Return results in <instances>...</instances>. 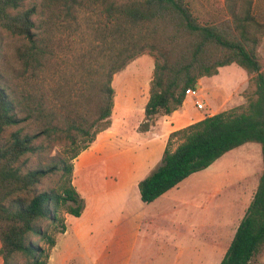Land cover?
<instances>
[{
	"label": "trees",
	"instance_id": "trees-1",
	"mask_svg": "<svg viewBox=\"0 0 264 264\" xmlns=\"http://www.w3.org/2000/svg\"><path fill=\"white\" fill-rule=\"evenodd\" d=\"M224 1L231 25L200 22L187 0H0V48L3 31L22 39L13 50L16 80L36 82L51 70L53 59L63 53V38L85 31L91 37L74 67L61 72L51 104L43 94L0 80V135L16 127L0 145L2 264H19L18 254L30 264H47L55 243L49 227L64 232L61 210L81 214L84 203L72 184V160L110 125L113 75L143 53L154 56V67L138 126L142 134L156 118L180 107L185 90L194 89L200 78L232 63L248 75L246 103L171 132L159 164L138 182V190L143 202H152L226 152L258 144L257 185L218 263L255 264L264 249V64L257 53L264 22L251 14V0ZM54 141H65L66 156L22 170L24 156L41 157ZM51 175L55 186L37 190Z\"/></svg>",
	"mask_w": 264,
	"mask_h": 264
},
{
	"label": "crops",
	"instance_id": "crops-1",
	"mask_svg": "<svg viewBox=\"0 0 264 264\" xmlns=\"http://www.w3.org/2000/svg\"><path fill=\"white\" fill-rule=\"evenodd\" d=\"M132 66L140 70L150 68L145 87L141 89L144 94L143 96L142 94L137 95V86H132V80L125 78L120 80L126 83L123 82L125 83L123 88H118L117 92L112 80L114 97L110 125L97 133L90 145L73 159L74 165L72 163V184L83 199V210L79 216L69 214L66 218L65 230L55 237V243L49 250L47 264H133L136 246L141 238L143 228L152 230L158 224V220L167 223L168 219L169 222H176L177 225L182 223L183 225L184 220L187 219V222H191L194 217L189 214L194 206L190 202H183V195L188 192L190 196L196 197L200 192L202 193L204 187L202 178L197 183L199 186L180 188L178 185L195 172L149 203L141 200L138 182L159 164L171 132L200 120L206 115L216 113L210 112L201 115L200 109L196 107V102L201 103V101L193 98H198L204 93L205 82L203 79L205 77L198 81L202 86L201 89L198 88V83L195 84V95H186L180 107L168 115L156 118L155 124L151 125L145 134H142L139 132L138 126L144 118V106L149 96L154 60L150 55H145L136 62L132 60L119 70L121 78L123 73ZM205 102L207 103V101ZM220 159L219 157L205 168L214 167L216 169L214 174L213 172L205 174V177H210L208 185L213 186L212 190H220L222 187V182H216L219 176L228 179L231 177L229 171H226L228 167L220 169ZM220 170H224L225 173L220 174ZM194 182L195 180H190L187 184L191 185ZM209 194L213 198L217 193L211 191ZM73 217L76 222L73 228L69 229L68 222ZM195 220L193 219V221ZM203 220L202 222H204ZM239 221H237V225ZM159 225L161 226V223ZM205 225L204 222L203 227ZM190 226L187 225L189 228ZM219 231L222 232V227L215 229L216 233L213 238L203 237L196 240L199 244H203L196 246L198 254H193L195 258L201 260L198 264H204L202 260L209 250L213 252V255L210 256L218 259L214 264L220 262L233 235L222 249V245L219 246L221 244L219 243L221 240ZM170 233H174V231H170ZM162 234H166V231L163 230ZM188 235V231L180 233V236L174 235L173 241L177 240L183 246L190 240ZM60 237L63 238L61 241ZM163 238L157 243L160 245L156 247L159 252L158 255L156 254V258L150 254L147 257L141 255L140 260H145L144 264H173L174 258L179 261L189 260L192 257L191 252H181V246L178 253H174L173 245L169 244L171 241L166 242L171 238H167V236ZM186 238L187 240H185ZM145 243H150V240L147 239ZM192 248L189 247V250Z\"/></svg>",
	"mask_w": 264,
	"mask_h": 264
},
{
	"label": "rangeland",
	"instance_id": "rangeland-1",
	"mask_svg": "<svg viewBox=\"0 0 264 264\" xmlns=\"http://www.w3.org/2000/svg\"><path fill=\"white\" fill-rule=\"evenodd\" d=\"M187 1L190 3L194 15L200 22H213L217 24L227 22L230 25L232 24L231 16L229 15L224 0ZM251 2V14L258 21L264 22V0H251ZM66 32L67 31L62 32V35L65 36L67 34ZM90 38L91 37L88 31H85L78 36H69L66 39L63 38V53L56 59H53V63L51 64L52 73L51 70H49L44 74V76L40 74V77L38 80H36V82L28 81L26 84L22 80H16L14 77L19 68V64L13 56V50L16 45L22 42V39L16 35H11L8 32L3 31L0 48V80L6 81L11 85L18 84L20 88H24L25 90L29 91H35V93L38 95L43 94L44 97L48 98V102L51 104V102L55 101L53 97V89L59 84L61 72L64 70L69 71L74 67L73 64L76 62V56L85 50ZM257 53L260 60L264 64V35L261 37L257 47ZM145 55H150L152 60H154L153 55L149 53H143L134 58L133 61L136 62ZM119 73V71L116 72L112 77L113 85L117 89V92L118 88L122 89L123 85L126 83L125 81H120L121 79L125 78L132 80L133 83H131V85L137 86V91L135 90L136 94H142L143 96L144 92L141 89L145 87V82L149 76L150 68L140 70L132 66L130 69H128V71L123 73L124 75H122V78ZM72 79L74 80L76 78L72 77ZM198 81L197 83L199 84ZM203 81L205 82V89L204 93L202 94L203 98L201 95L198 98L193 97L194 100L198 99L201 101V103H203V107L200 109L201 115L210 112H218L246 103L245 88L247 86L248 75L236 64L232 63L220 67L215 77H205ZM201 87L202 86L199 84L198 88L201 89ZM205 101H207V103ZM153 124H155V121ZM15 128V126H11L5 129V131L0 135V145L5 144L9 140V135ZM25 129V131L29 133L32 131L31 127L29 126L25 127ZM43 143H45V140H43ZM66 152L67 145L65 141H54L52 148L40 152L41 157H39L38 154H27L19 161V163L21 164L22 170H27L28 168L36 167L40 161L48 163L54 156H66ZM220 158V169L228 167L226 171H229L231 177L229 179L227 177L220 176L217 178L218 181L216 182H222V187L217 185L220 187V190H212L213 186L208 185V178L210 177H205V174H210L212 172L214 174V170H216L214 167H211V169L203 168L198 170L193 175L188 177V179L182 181V183L178 185L180 188H187L186 186L195 187L198 185L197 183L200 182L199 179L202 178L201 181H203L204 185L202 188V193L200 192V194H198L196 197L190 196L188 192L183 195V202H190L191 205L194 206V208L192 207L193 209L189 211V214L194 217H192L191 222H187V219L184 220L183 225L181 222V225H177L176 222H169L170 220L168 219L167 223L158 220V224L155 225L152 230L143 228L140 235L141 238L136 246L133 264H144L145 260H140L141 255L147 257L148 254H150V256L156 258L159 253L157 252L156 247L160 245L157 243H159V240H162L164 236L171 238V240H166V242L169 243L171 241L169 244L173 245L174 253H178L177 251H179L181 247V252H191L192 257L189 260L178 261L174 258L172 260L173 264H180V262L181 264H198L200 259L195 258L193 254H198V249L196 246H202L203 244H199L196 242V240L202 239L203 237L213 238L215 236L214 234L216 233L214 232L216 228L222 227V232L219 231L221 234L219 235L221 238L219 242L221 244H219V246L222 245V249H224L233 235L237 221L240 220L249 202L251 201L254 189L261 173L262 161L260 146L256 143H245L233 151L226 153ZM72 163L74 165V160ZM223 172L225 173L224 170H220V174H223ZM190 180H195V182L191 185H188L187 183ZM55 184V175L46 176L42 178V181L37 185V190L50 188L55 186ZM211 191H216L217 193L213 198H211V194H209ZM23 195L26 199L31 197V194ZM60 215L63 218L64 225L66 226V218H68L69 214L61 210ZM74 218L75 217L70 219L68 222L69 229H72L75 225L76 220H74ZM204 218L206 219L205 221L203 220ZM193 219L196 220L193 221ZM202 220L206 223L205 227H203L204 222H202ZM160 223L161 226L159 225ZM162 224L163 226L165 225L164 228ZM187 225H191L192 227L190 226L189 228ZM49 228H51L49 231L50 234L54 237H58L61 234L54 231L52 226ZM163 230L166 231V234H162ZM170 231H174V233H170ZM185 231H188V236L190 237V240H188L187 243L181 246L182 243H178L177 240L173 241L174 235L180 236V233H184ZM146 232L148 233L146 234ZM202 233L205 234L203 235ZM33 239L36 240L37 238L33 237ZM62 239V237L59 238L60 241ZM147 239L150 240V243L148 244L145 243ZM185 240H187V238ZM39 243L45 246L44 242L40 241ZM189 247L193 248L189 250ZM211 254L213 255L211 250L206 252V256L204 260H202L204 264L216 263L218 260L217 257L210 256ZM14 260L19 264H30L28 258L21 254L16 255ZM0 264H2L1 258ZM255 264H264V249L256 258Z\"/></svg>",
	"mask_w": 264,
	"mask_h": 264
},
{
	"label": "built area",
	"instance_id": "built-area-1",
	"mask_svg": "<svg viewBox=\"0 0 264 264\" xmlns=\"http://www.w3.org/2000/svg\"><path fill=\"white\" fill-rule=\"evenodd\" d=\"M195 91H196V88H194V89H189L188 88V89L185 90V94L186 95H195ZM196 107L198 109H201L203 107V105L200 102H196Z\"/></svg>",
	"mask_w": 264,
	"mask_h": 264
}]
</instances>
